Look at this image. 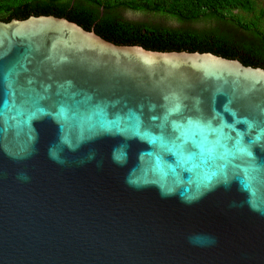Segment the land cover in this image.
<instances>
[{
  "label": "water",
  "instance_id": "water-1",
  "mask_svg": "<svg viewBox=\"0 0 264 264\" xmlns=\"http://www.w3.org/2000/svg\"><path fill=\"white\" fill-rule=\"evenodd\" d=\"M0 264H264V69L0 19Z\"/></svg>",
  "mask_w": 264,
  "mask_h": 264
},
{
  "label": "trees",
  "instance_id": "trees-1",
  "mask_svg": "<svg viewBox=\"0 0 264 264\" xmlns=\"http://www.w3.org/2000/svg\"><path fill=\"white\" fill-rule=\"evenodd\" d=\"M0 0V19L52 15L125 45L210 52L264 69V0ZM149 16L127 19L123 11ZM248 13L247 18L234 12ZM152 17L161 18L155 22ZM151 18V19H150ZM173 19L178 25L170 26Z\"/></svg>",
  "mask_w": 264,
  "mask_h": 264
},
{
  "label": "rangeland",
  "instance_id": "rangeland-1",
  "mask_svg": "<svg viewBox=\"0 0 264 264\" xmlns=\"http://www.w3.org/2000/svg\"><path fill=\"white\" fill-rule=\"evenodd\" d=\"M256 2L258 4H260L261 0H257ZM234 12H237V13L241 14L243 18H247V16H248V13H244V12H241V11H234ZM122 14L127 19H131V20H145V19L149 18V16L146 15V14H141V13L134 12V11H129V10L123 11ZM152 20L155 21V22H161L162 21V19L158 18V17H152ZM166 24L170 25V26H177L178 25V23L175 20H173V19H170V20L166 21Z\"/></svg>",
  "mask_w": 264,
  "mask_h": 264
}]
</instances>
